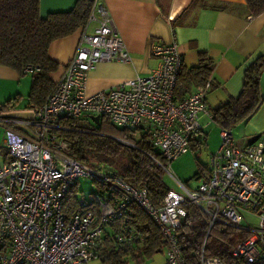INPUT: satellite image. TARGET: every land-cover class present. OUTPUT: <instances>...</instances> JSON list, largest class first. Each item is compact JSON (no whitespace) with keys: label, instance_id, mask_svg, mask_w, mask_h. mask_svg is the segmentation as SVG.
<instances>
[{"label":"built area","instance_id":"obj_1","mask_svg":"<svg viewBox=\"0 0 264 264\" xmlns=\"http://www.w3.org/2000/svg\"><path fill=\"white\" fill-rule=\"evenodd\" d=\"M151 54L158 63L146 76H136L92 94L85 93L88 72L98 62L130 61L106 7L93 0L76 46L63 71L49 88L41 105L29 118L0 117L4 125L6 160L0 163V264H91L99 261L106 225L136 204L158 226L165 243L160 264H185L178 228L193 205L214 224L244 230L248 235L232 250L243 263L264 259V134L238 147L231 130L220 128V145L209 158L207 175L189 186L175 178L171 161L189 149L190 139L201 131L199 115L211 120L205 97L211 78L177 100L174 88L183 65L173 36L154 43ZM40 71L26 64V74ZM98 115L117 128L147 133L160 158H149L171 176L179 191L170 189L155 206L146 187H134L103 165L90 166L70 154L71 143L59 136L60 117ZM90 119V118H89ZM126 144L132 143L121 140ZM80 177L102 184L105 193L81 201L64 211V199ZM252 216L254 223L246 221ZM246 222L244 224L243 222ZM116 233L121 243L140 244L137 233ZM200 264H224L201 249Z\"/></svg>","mask_w":264,"mask_h":264},{"label":"trees","instance_id":"obj_2","mask_svg":"<svg viewBox=\"0 0 264 264\" xmlns=\"http://www.w3.org/2000/svg\"><path fill=\"white\" fill-rule=\"evenodd\" d=\"M91 2L92 0H77L67 11L49 12L46 16H41L39 0H0V64L23 75L26 74L23 72L26 64L40 67V71L30 74L28 98L34 103V107L44 101L54 82L50 73L58 67V63L48 56L50 43L81 28L87 20ZM245 4L251 14L264 10V0H245ZM263 68L264 57L253 60L246 68L239 95L210 109L211 121L219 128L231 130L238 122L256 112L263 101L259 89ZM209 77L210 59L200 54L196 65H182L174 88L175 98H184ZM13 98L0 103V110L10 108L12 101L16 100ZM81 120H87V124L84 125ZM59 122L67 129H58L56 132L70 141V154L73 158L90 166L103 165L130 185L146 187L155 206L163 203L170 188L164 180L165 173L161 167L147 154L160 158L158 151L152 148L147 133L140 136L136 130L117 128L105 118H100L97 124L88 118L70 117H60ZM121 140L133 145L123 144ZM204 143V136L192 137L189 148L200 149ZM2 148L0 146V150ZM197 178L198 173L195 175V179ZM95 184V190L82 199L76 197L74 191L78 188L73 185L63 201L64 211L77 209L81 201L94 200L95 194L103 195L105 190L102 184ZM207 225V218L202 212L193 205L186 206V215L177 230L185 264H200L201 249L204 255L218 256L224 264H245L232 255V250L248 233L223 224H214L207 230ZM121 229L124 236L134 232L144 241L141 244L121 243L115 236ZM164 247L158 226L136 204L130 202L128 209L106 225L99 248V264H144ZM249 264H264V259H257Z\"/></svg>","mask_w":264,"mask_h":264},{"label":"crops","instance_id":"obj_3","mask_svg":"<svg viewBox=\"0 0 264 264\" xmlns=\"http://www.w3.org/2000/svg\"><path fill=\"white\" fill-rule=\"evenodd\" d=\"M76 1L39 0V14L46 16L49 12L67 11ZM98 1L110 14L130 55V61L98 62L88 72L86 94L109 89L136 76L148 75L158 63L157 58L151 54L152 44L167 43L174 36L184 66L196 65L200 54L210 59L211 85L205 97V106L210 110L230 97L238 96L247 66L256 58L264 57V10L258 14L249 13L245 0ZM79 32L80 28L50 43L48 56L58 63L57 69L50 73L54 81L59 78L65 63L73 55ZM22 75L0 64V103L20 96V87L16 83L23 80ZM30 83L31 78L28 81L26 99L18 97L19 100H15L17 102L11 100L10 108L0 110V117L31 116L34 103L28 98ZM259 89L263 101L256 112L231 129L238 147H244L264 134V68L259 78ZM198 120L202 128L197 137L204 136L206 144L213 122L203 113ZM217 129L220 128L217 126ZM3 142L4 138L0 144L3 147L0 150V163L7 158ZM245 219L250 222L255 220L250 215H245ZM164 251L165 247L159 252L160 258L156 257L159 253L151 256L150 264L162 263Z\"/></svg>","mask_w":264,"mask_h":264},{"label":"rangeland","instance_id":"obj_4","mask_svg":"<svg viewBox=\"0 0 264 264\" xmlns=\"http://www.w3.org/2000/svg\"><path fill=\"white\" fill-rule=\"evenodd\" d=\"M30 77V74H24L21 77L23 80L20 81V83H16V86L20 87V96H18L19 98L26 99V94L29 87L28 81ZM18 97H14L13 100L17 99ZM3 103H5V101L2 100L1 104ZM89 121L91 120L89 119ZM81 123L86 125L87 120H81ZM219 130L217 129L216 124L213 123L209 128L206 144L204 143L200 149L190 147L186 153L180 154L171 161V171L175 178L179 179L181 182L187 183L189 186H194L198 181L195 179L196 173H198L199 176H202L208 172L209 155L214 153L220 145ZM3 138V125L0 123V144ZM1 161L2 156L0 155V162ZM164 180L170 189L176 191L180 190L174 179L168 174H164ZM77 188L78 189H75L74 191L75 195L78 199H82L83 196L88 197L89 193L95 190L96 184L89 177H80L77 183ZM243 223L246 224L245 221ZM160 256L161 253H159L156 257L160 258ZM150 263L151 259H147L145 261V264ZM91 264H98V261L93 260ZM131 264L134 263L131 262Z\"/></svg>","mask_w":264,"mask_h":264},{"label":"water","instance_id":"obj_5","mask_svg":"<svg viewBox=\"0 0 264 264\" xmlns=\"http://www.w3.org/2000/svg\"><path fill=\"white\" fill-rule=\"evenodd\" d=\"M89 118H90V120L94 123V124H97V123H99V116L98 115H95V116H89ZM121 143H123V144H126L125 142H123V141H120Z\"/></svg>","mask_w":264,"mask_h":264}]
</instances>
